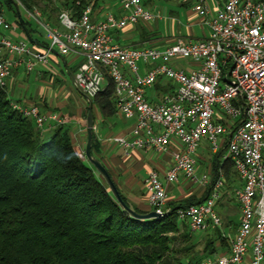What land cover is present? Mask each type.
I'll return each mask as SVG.
<instances>
[{
  "label": "built area",
  "instance_id": "1",
  "mask_svg": "<svg viewBox=\"0 0 264 264\" xmlns=\"http://www.w3.org/2000/svg\"><path fill=\"white\" fill-rule=\"evenodd\" d=\"M17 3L23 16L40 27L47 46L38 49L26 38L5 34L16 25L0 13V87H6L13 68L21 63L26 73L46 66L52 50L82 57L72 83L85 96L91 98L103 89L106 74L113 84L117 113L134 119L128 134L108 140L126 152L169 153L163 177L150 170L143 181L146 202L160 216L167 212L168 184L180 176L203 187L209 183L208 173H196L197 149L205 144L216 152L228 135L222 160L232 161L241 182L234 191L239 224L226 254L214 262L193 264H242L246 254L249 264H264V0H195L192 11L207 34L199 39L176 37L161 47L112 42L111 31L160 17L141 0H118L119 16L108 12L100 22L90 19L92 4L75 17L61 10L57 26L44 21L38 8ZM182 60L189 64L182 65ZM158 80H166L172 89L151 101L146 91ZM11 105L32 119L41 133L64 123L35 104ZM223 184L219 170L209 196L177 208V217L195 232L220 225L214 204Z\"/></svg>",
  "mask_w": 264,
  "mask_h": 264
},
{
  "label": "trees",
  "instance_id": "2",
  "mask_svg": "<svg viewBox=\"0 0 264 264\" xmlns=\"http://www.w3.org/2000/svg\"><path fill=\"white\" fill-rule=\"evenodd\" d=\"M4 2L15 6L12 23L30 38L39 26L22 16L17 2L26 9L40 8L42 19L57 26L61 10L75 17L99 0ZM37 42L47 46L45 41ZM155 85L163 91L172 89L170 84ZM11 103L6 87H0V264H193L226 244L216 225L195 232L175 213L177 208L204 201L219 170L224 177L234 172L229 158L220 159L225 143L211 156L209 183L201 198L166 201V214L140 219L123 210L83 152L75 150L70 114H59L64 123L41 133ZM91 104L93 126L97 112H116L113 84L106 74L103 89L91 97ZM87 109L86 103L81 112L84 126ZM99 149L93 130L90 154L102 161L122 201L131 203L137 213L149 211L122 193Z\"/></svg>",
  "mask_w": 264,
  "mask_h": 264
},
{
  "label": "crops",
  "instance_id": "3",
  "mask_svg": "<svg viewBox=\"0 0 264 264\" xmlns=\"http://www.w3.org/2000/svg\"><path fill=\"white\" fill-rule=\"evenodd\" d=\"M194 1L169 0L170 5L167 9L165 8L166 10L153 11L158 13L160 17L153 19L150 23L137 22L128 24L122 29L111 31L112 42L129 47H161L173 42L176 37L202 38L207 34V29L192 11ZM108 12H111L116 17L119 16L118 0L99 1L91 8L90 19L93 22H100L105 19ZM0 13L3 14L1 4ZM21 14L23 16V13ZM39 31L31 33L30 39L33 41L28 39L26 32L20 27H17L11 36L14 37L13 39L26 38L36 48L40 49L44 46L38 44L37 40L45 42L47 40L43 32ZM4 33L6 34V32ZM81 60L82 57L77 54L60 55L51 51L48 64L44 67H37L27 73L24 71L22 63L14 67L11 78L6 85L8 98L12 102L22 105L35 104L41 112L46 114H70V122L68 123L71 125L74 148L78 152H83L85 144L86 134L85 126L81 119V112L87 102L84 98V103L73 105L75 106L73 112L66 110L68 94L62 82H68L72 88L76 89L72 83V75L77 70ZM180 62L182 65L189 64L185 60ZM156 83L168 84L166 80H158ZM155 84L146 91V96L151 101L158 100L163 93L170 90L163 91L161 87H157ZM76 90L79 91L78 89ZM79 93L81 92L79 91ZM133 122V118L123 117L117 111L111 115H102L97 112L93 130L99 142L100 157L116 180L118 188L134 205L141 209L150 210L145 199L143 181L150 170H156L160 178H162L170 163V156L169 153L157 155L152 151L139 149H131L126 152L121 146L108 140L110 136L128 134ZM227 138L228 135L223 137L219 147L223 143H225L226 147ZM225 152L226 149L222 156ZM213 153L215 152L210 151L205 144H201L197 149L195 167L197 175L209 172ZM222 156L220 157L221 160ZM240 185L241 182L235 171L224 177V184L214 204V210L220 219V225L217 226L218 230L226 239V244H221L217 247L216 252L202 260L214 262L218 256L228 252L229 241L236 233L239 224L240 211L234 191ZM166 191L167 201H182L191 196L195 198L203 196V186L198 183H192L181 176L177 182L168 184ZM216 245H218V239H216ZM242 264H249L248 254L243 257Z\"/></svg>",
  "mask_w": 264,
  "mask_h": 264
},
{
  "label": "water",
  "instance_id": "4",
  "mask_svg": "<svg viewBox=\"0 0 264 264\" xmlns=\"http://www.w3.org/2000/svg\"><path fill=\"white\" fill-rule=\"evenodd\" d=\"M28 39L30 41H33L30 38ZM52 52H56V51L52 50ZM84 98L88 104V109L84 117V123H85L86 132H87L86 141H85L84 149H83L84 157L93 166L95 171L100 175L104 183L107 185L109 191L112 193L115 199L119 202V204L122 206L123 210L126 213H128L129 215L133 217L140 218V219H152V218L160 217V214L154 210H149L146 213H137L134 210L133 205L131 203H124L119 195L116 185L111 179L102 161L96 158L95 156H93L92 154H90L91 137H92V131H93V112H92L91 98L85 95H84Z\"/></svg>",
  "mask_w": 264,
  "mask_h": 264
},
{
  "label": "rangeland",
  "instance_id": "5",
  "mask_svg": "<svg viewBox=\"0 0 264 264\" xmlns=\"http://www.w3.org/2000/svg\"><path fill=\"white\" fill-rule=\"evenodd\" d=\"M141 2H142L144 7L148 8L151 11H155V12H158L157 10H159V9H165V8L167 9L168 6L170 5L169 0H141ZM0 4H1V8L3 9L4 17L7 20H9L10 22L13 21L14 18H15V12H14L15 6L13 4H11V7H9L4 2V0H0ZM38 9H40V8H38ZM56 16H57V14H56ZM150 22H147V23H150ZM38 28H39L40 31H42L40 29V27H38ZM16 29H17V26H16V28L14 30L6 31V34L8 36H10L11 38H14V37L11 36V34L14 33L16 31ZM62 83L65 86L64 87L65 91L68 94L67 98H66L67 103H68V105L66 107V110H68L70 112H73L74 111V107H75L73 105H78V103H81V102L84 103L85 102L84 101V97H83V95L81 93H79V91H77L76 89L72 88V86H70L68 82H62Z\"/></svg>",
  "mask_w": 264,
  "mask_h": 264
}]
</instances>
